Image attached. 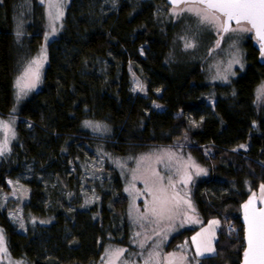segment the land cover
I'll list each match as a JSON object with an SVG mask.
<instances>
[{"label": "trees", "instance_id": "trees-1", "mask_svg": "<svg viewBox=\"0 0 264 264\" xmlns=\"http://www.w3.org/2000/svg\"><path fill=\"white\" fill-rule=\"evenodd\" d=\"M170 8L165 0H70L49 44L41 88L15 111L16 67L39 52L47 15L39 0H0V117L17 118V140L0 158V193L17 180L30 192L25 210L52 220L22 231L0 201L13 258L98 264L107 246H128V196L110 157L127 156L135 146L172 145L189 133L193 154L210 171L194 191L202 226L212 219L224 225L216 254L203 264H243L245 182L254 190L264 186V101L257 99L264 60L249 39L246 69L228 85L209 84L206 46L183 47L186 16L173 19ZM89 122L107 124L112 137L97 141ZM206 147L213 149L209 156Z\"/></svg>", "mask_w": 264, "mask_h": 264}, {"label": "rangeland", "instance_id": "rangeland-1", "mask_svg": "<svg viewBox=\"0 0 264 264\" xmlns=\"http://www.w3.org/2000/svg\"><path fill=\"white\" fill-rule=\"evenodd\" d=\"M39 1L41 3V0ZM69 3L70 0H44L41 3L45 5L47 15L46 36L35 56L20 60L17 64L14 80L15 111L24 100L41 88L48 62L49 44L58 37L62 29ZM202 9L204 6L201 4L188 3L171 7L166 15L173 19L186 16L181 30L183 47L195 51L206 46L202 66L207 82L228 85L246 69L245 43L251 39L258 45V41L253 31H229L223 34L219 21L202 22V17L196 15V12ZM24 27V18L20 17L16 27L19 45ZM262 59L264 60V57ZM32 61L39 62V80L35 81L33 88L26 89V94L18 96L17 80L24 75L30 64L33 69L37 68ZM27 79L34 80V77L30 74ZM262 88L264 82L257 89L260 104L264 101ZM140 89L143 88L136 80L135 90ZM16 124L17 118L14 115L0 117V158L10 153L17 140ZM86 128L93 137L99 138L97 141L109 140L113 135L112 129L105 123L89 122ZM192 149L191 136L184 133L172 145L135 146L127 156L110 157V162L118 169L125 183L128 196L127 219L131 235L128 246H107L98 264H203V258L216 254L218 230L224 225L219 219H212L202 226L194 191L197 182L207 178L210 171L208 166L202 164L193 154ZM203 149L207 156L213 153L211 147ZM245 184L249 194L248 202L260 204L264 198V188L260 186L254 190L249 180H246ZM29 196L30 192L25 186L11 179L5 192L0 193L1 204L22 231H35L41 225H49L52 221L25 210ZM162 201H167L166 210L162 214L154 213L153 208L159 209ZM195 229L197 231L190 236ZM230 230L228 229L230 233L234 231ZM181 233H184L183 237L173 241V238ZM0 236L3 237L0 241V264H31L11 256L6 234L1 227ZM119 250L123 252L117 255ZM166 257L168 259H165Z\"/></svg>", "mask_w": 264, "mask_h": 264}, {"label": "snow or ice", "instance_id": "snow-or-ice-1", "mask_svg": "<svg viewBox=\"0 0 264 264\" xmlns=\"http://www.w3.org/2000/svg\"><path fill=\"white\" fill-rule=\"evenodd\" d=\"M43 2L44 0H41V3ZM198 2L204 5V9L196 12V15L202 17V22L216 23L219 21V26L224 32H250L254 30L261 41L260 50L262 57H264V0H198ZM233 21L238 27H231ZM188 46L191 47L192 45ZM32 64L37 65V68L33 69L30 64L24 75L17 80L18 96L26 94V89L33 88L35 81L39 80V62L32 61ZM30 74L34 80L27 79ZM261 95H264V88L261 89ZM166 205L167 201H162L161 207L159 209L153 208V212L162 214L166 210ZM247 207L248 205H245V208ZM2 239L3 237L0 236V241ZM122 252L123 250H119L117 255ZM250 255L251 260H249ZM245 264H264V210H261L260 215L254 217L250 222Z\"/></svg>", "mask_w": 264, "mask_h": 264}, {"label": "water", "instance_id": "water-1", "mask_svg": "<svg viewBox=\"0 0 264 264\" xmlns=\"http://www.w3.org/2000/svg\"><path fill=\"white\" fill-rule=\"evenodd\" d=\"M165 1L171 7H179V6L183 5V4H188V3L200 4L198 2V0H165ZM201 5H203V4H201ZM234 25H236L235 22L234 21L231 22V27H233ZM222 33L225 34L227 32H224L222 30ZM253 34H254V37L258 41L259 46H260L261 41L256 36L254 30H253ZM246 205H248V207L247 208L244 207V209H243V219H242L243 229H244L245 251L248 250V234H249L250 222L254 219V217H257V216L260 215L261 210H264V198L262 199L260 204H256L253 201H249ZM249 260H251V255L249 256ZM243 264H245V256H244V259H243Z\"/></svg>", "mask_w": 264, "mask_h": 264}, {"label": "built area", "instance_id": "built-area-1", "mask_svg": "<svg viewBox=\"0 0 264 264\" xmlns=\"http://www.w3.org/2000/svg\"><path fill=\"white\" fill-rule=\"evenodd\" d=\"M231 230H234V228H231Z\"/></svg>", "mask_w": 264, "mask_h": 264}]
</instances>
